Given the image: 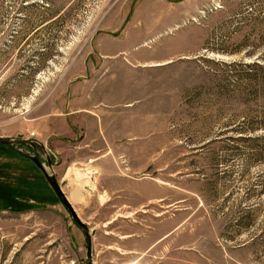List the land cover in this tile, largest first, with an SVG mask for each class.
Returning <instances> with one entry per match:
<instances>
[{
  "label": "rangeland",
  "instance_id": "374dc122",
  "mask_svg": "<svg viewBox=\"0 0 264 264\" xmlns=\"http://www.w3.org/2000/svg\"><path fill=\"white\" fill-rule=\"evenodd\" d=\"M95 71L56 167L68 195L88 186L94 264H264V0H0V136L50 137ZM1 188L0 264H86L71 212L3 144Z\"/></svg>",
  "mask_w": 264,
  "mask_h": 264
},
{
  "label": "crops",
  "instance_id": "0c3cea01",
  "mask_svg": "<svg viewBox=\"0 0 264 264\" xmlns=\"http://www.w3.org/2000/svg\"><path fill=\"white\" fill-rule=\"evenodd\" d=\"M95 72H98V73H95V76H92V78H94V79H92V80L91 79L90 80L87 79V80H84V81H79V83L71 82V80H74L73 77L75 76V74L72 75V79L70 80V82H68V84L66 86V89L69 90V89L72 88V92L73 93L78 92V91L80 92V90H81L80 97H78V100L74 99L73 101H71V104L69 105V108H71L72 111L68 112L67 119H65L64 122L56 120L55 121V125L54 124L52 125V127H54V128H53V131H52L50 137H48L47 139H42V140L39 139L45 145V147L47 149V152L50 154V156L52 158L53 168H54V170L56 172L57 178H58V174H57V168L56 167L60 166L59 165L60 164V157L62 158V156H63L62 147L65 146L64 143H67V141H71V139H67V138H75V137H77L76 136L77 132H75V129L72 130L71 128L73 126H75L76 124H80L81 125L83 123V121H89L90 120V119H88L87 117L84 116L83 112H81L82 110H84L83 107L86 106V105H90V104L95 105V103H97L99 100H101V99H99V100H97V99L101 98L103 93H104L103 92V86L104 85L102 83L103 81L100 78V74H99L100 71H95ZM85 74H86V72H85ZM109 83H110V85H109ZM109 83H108V85H105V88L106 87L109 88V86L112 87V82H109ZM76 90H78V91H76ZM83 119H85V120H83ZM70 122L73 123V125L71 127H70V125H68V124H70ZM88 127H90V126H88ZM96 132L98 133V132H100V130L97 129ZM71 133H73L74 135H72ZM94 133H95V130L87 129V131H85V136H89L90 137ZM96 135H98V134H96ZM96 135H93V136H96ZM33 139H38V138H33ZM86 145H89V144H86ZM39 147H41V146H39ZM41 150L43 151V149H41ZM43 153L46 156V153L44 151H43ZM101 158L103 159L104 156H101V155L99 156L98 155L94 159H92V160L90 159V161L98 162ZM44 162H47V156H46V160ZM76 173H77V175H80V176L83 175L81 172H76ZM115 175L116 174L109 175L108 178L118 181V178L115 177ZM59 182H60V180H59ZM107 182H108V180H107ZM120 183L121 184L123 183V186L126 187L125 181H122ZM80 185L82 187L81 186L77 187L75 192H73L70 195H68L67 192L64 190L63 185L61 184L65 195L68 196V198L72 202V204H73L75 209H76V207H75L74 203L80 201V199L83 198V196H82L83 189L82 188L83 187L84 188L88 187V186H84V184L83 185L80 184ZM123 195H125V197H126L125 189H124ZM135 197H137V196H135Z\"/></svg>",
  "mask_w": 264,
  "mask_h": 264
},
{
  "label": "water",
  "instance_id": "95a60500",
  "mask_svg": "<svg viewBox=\"0 0 264 264\" xmlns=\"http://www.w3.org/2000/svg\"><path fill=\"white\" fill-rule=\"evenodd\" d=\"M0 144L14 147L15 149H20L24 153L28 154L30 159L35 163L37 168H40L43 172L44 176L46 177L47 182L51 185L53 191L55 192L56 196L59 197L60 201L63 203V205L66 207L68 211L71 212L72 218L75 221V223L82 229L84 238L86 240V255H87V262L86 264H94L93 258V240L91 235V230L89 225L85 221L82 220L79 213L74 208L72 202L68 198V196L65 195L61 183L59 182L56 172L53 168V163L51 160L50 154L47 152V149L45 145L39 140V139H33V138H13V137H6V136H0ZM23 146H30L32 148V153L28 152L26 150H23ZM41 146L43 151L46 153L47 156V162L46 165L43 163V161L39 157V147Z\"/></svg>",
  "mask_w": 264,
  "mask_h": 264
},
{
  "label": "trees",
  "instance_id": "16d2710c",
  "mask_svg": "<svg viewBox=\"0 0 264 264\" xmlns=\"http://www.w3.org/2000/svg\"><path fill=\"white\" fill-rule=\"evenodd\" d=\"M0 192H1V193H3V194H4V196H6V195H7V193H8V192H7L5 189H3V188H1Z\"/></svg>",
  "mask_w": 264,
  "mask_h": 264
},
{
  "label": "built area",
  "instance_id": "2783aa9c",
  "mask_svg": "<svg viewBox=\"0 0 264 264\" xmlns=\"http://www.w3.org/2000/svg\"><path fill=\"white\" fill-rule=\"evenodd\" d=\"M29 136L33 138L35 137V133H31Z\"/></svg>",
  "mask_w": 264,
  "mask_h": 264
},
{
  "label": "flooded vegetation",
  "instance_id": "af4514ba",
  "mask_svg": "<svg viewBox=\"0 0 264 264\" xmlns=\"http://www.w3.org/2000/svg\"><path fill=\"white\" fill-rule=\"evenodd\" d=\"M39 153V152H38ZM39 157H40V153H39Z\"/></svg>",
  "mask_w": 264,
  "mask_h": 264
}]
</instances>
